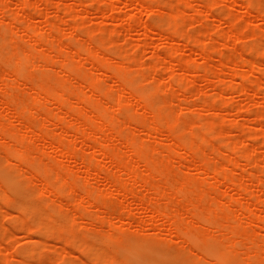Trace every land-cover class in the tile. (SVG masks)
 I'll use <instances>...</instances> for the list:
<instances>
[{
  "label": "bare ground",
  "instance_id": "1",
  "mask_svg": "<svg viewBox=\"0 0 264 264\" xmlns=\"http://www.w3.org/2000/svg\"><path fill=\"white\" fill-rule=\"evenodd\" d=\"M152 1L154 0H126V2L136 3L144 10H152L149 5ZM202 1L204 4L207 0ZM210 1L212 0H208L207 4H210ZM183 2L185 1L180 0V3ZM234 2H236V0H234ZM255 3L256 0H248V2L244 5L248 7L250 12L255 9ZM77 4L72 8L73 11L78 10V14L82 9L80 5L84 6L82 9L83 11H88V7L91 6V4H87L85 0H79ZM207 4H204L203 6L209 11L210 8ZM19 5V13L15 12V14L21 13L23 16L22 13L26 14V10L31 4L22 0ZM3 6L6 5L3 4ZM48 6L50 7L51 5L47 4L45 9H47ZM188 6H190V4ZM211 6H213V4ZM2 7L0 6L2 13H8V11L5 10L6 8ZM66 8L68 10L69 7H64L63 9ZM99 10L103 9L99 8ZM174 10L176 11H172L171 14L176 17V20L174 23L170 20L168 26H172L173 31L178 33L180 30L178 28L185 17V9L179 5V7ZM78 14H75V16ZM80 14L78 16H80ZM7 16H11V14H8ZM22 16L18 17L22 18ZM15 18L10 22L7 20L8 23H4L6 24L5 27L2 26V28L4 27V33L0 38V47L2 48L1 50H5L9 54L6 61L7 64L5 65H8L10 68L15 63L16 69H14V74L12 73L13 75L10 71H6L5 69V71L0 73V107H21L25 109H23V112H25L29 107H31V110H35L34 108L36 107H43L48 101H53L56 107V111L54 110L55 112L53 111V113H49V116H44L40 122H36L34 119L30 118L24 119L22 117L23 115L21 116L17 114L18 120L23 125L21 130L4 120H0V149H2L3 152L5 151L10 156L11 160L8 159L6 161H8V164L14 169V172L17 173V176L21 177L23 181L28 184L35 186V189L40 195L56 200L55 202L61 207L65 205L63 197L70 198L80 196L82 204L84 201L88 202L83 205L85 208H88L87 206L90 203V205H92V203L96 205L101 201V204H104L107 208L118 209L120 205L127 208L128 206H125L128 205L126 202L124 205L121 204L126 201V196L129 193H132L135 196L139 190L146 189L151 191V194H154L155 196H148V198L150 197L149 199L141 198L139 202L140 207L151 212L150 215L154 220L153 222H156V225H162L159 228L160 231L156 234H159L157 237L169 242L168 237L166 238V236L170 235L171 240L181 241L179 251L185 258L182 259L180 264H264V233L260 234L259 231L254 228L259 226L264 230V196L262 197L261 194H264V170L261 171V173H258L250 172L247 169L242 168L243 172L241 171L242 173L240 172V174L236 175V168L241 167L242 164L245 167V165L250 166L256 162L255 160H257L256 157L258 156V150L251 148V145L253 144L249 143V146H251L249 147L247 145L248 142L247 144H243L244 142L239 138L235 140L236 143L231 144L233 146H231L228 141L222 142L217 150H213L214 152L217 151L216 153L222 157V160L218 163V165H215L212 161V154L214 152L208 151V147L212 144L214 138L216 137H220V139L221 137H224L225 139V136L229 131H226L227 129L225 130L224 128L217 129V123L214 120L211 122L209 121L210 123L207 122V124L200 123L204 126V129L201 133H199L194 126L190 125L193 123L177 117L174 118L173 121H170L171 119H169L165 123H160V121L163 120L157 121V117H155L156 115L153 113L155 116H153L149 122L146 121L147 123L144 126H135L127 120L128 118H118L117 116L120 114L116 115V112H114L115 110L117 111L119 107H123L126 104L132 107H142L147 111L150 110L149 108L152 107L151 101L149 100L151 95L150 91L170 92L175 94L179 91L178 89H181L182 85L185 86L188 85L186 83L191 82L186 80H190L187 78L194 77L192 74H197L195 72L199 71L198 67L195 68V70H190L188 65H182V69L185 72L183 71L182 73L184 74H180V76L186 75L187 78L186 76L180 78L179 76H174L171 73V75H168L169 83L167 84H165L162 80L163 78L160 79L158 76L152 75L153 78H151L154 79V82L149 83L150 86H148V88L143 89L141 94L136 95L133 90L135 82L140 79L145 80L148 76H146V74L150 71V69L148 70L147 68L146 70V67H143V69L134 73V78L131 81L126 82L125 78L133 73V67L132 64H130L133 59H131L132 57L130 58L124 54L126 50L122 51L124 53L121 52L119 54L121 58H118L119 62H117L118 66L116 70L110 71L109 67L112 65L109 66V63L113 61L112 58L107 56V54L101 56L97 47L95 48L90 40H86L87 42H85V38H80L86 44H79L77 45L78 48L70 47L66 51L63 49L53 48L49 45V43L53 40L59 39V37L53 33L56 32L58 23H55L54 20H50L49 18L45 20L46 25L48 24L47 31L43 29L39 22L36 25L27 24V26H25L23 25L24 22L22 23V19H20L21 21H19L21 22V25H23L21 26L23 27L21 28L22 38H28L34 41L37 45L32 46V48L15 50L14 38L17 34L16 32L18 31L16 24L20 23L16 22L17 18ZM129 21L133 22L134 17H130ZM78 23L79 22L72 25L71 32L77 34L78 31L82 30V26L80 27ZM145 27L148 32V34L146 33L147 38L148 40H151V33L155 27L154 23L148 22L145 24ZM256 30L257 29L254 28L248 29V27L239 28L234 26L229 31H225L224 34L227 38L235 36L234 38L239 41L247 35H255L257 32ZM115 31L116 29H110L109 34L112 35ZM90 33L91 34L88 35L94 36L92 32ZM220 36H223V34H220ZM179 37L181 38L176 42L177 45L175 52L179 51L180 44L183 42H186L187 44L193 42L196 50H198L204 59L205 65L204 67L202 66V68L205 72L211 70L209 68V61L213 54L216 55L217 53H221L219 59L220 62H218L217 67L219 69H224L227 72H231L236 76L238 75L243 77L245 82L241 81L242 83H239V81L237 82L236 80H234L235 82L228 81L232 82L230 84L226 82L227 84H225V88H221L219 90L222 96L225 95L226 91L243 92L247 91L249 88L254 91L255 96L261 93L263 94L262 89L264 90V86L262 85H264V78L262 79V85L258 84L257 81L254 80L256 73H259L262 69H264V43L262 40L261 43L263 44L260 43L261 45H253L249 47V51H259L257 59L253 60L250 58H244L245 56L243 55L242 61L238 62L237 59L232 56L234 54L229 56L226 51V54L222 53V51L214 52L218 46L216 44L218 41L216 38H214V41L210 40L209 42V40H205L207 38H197L198 36H195L196 38H194L193 35L189 34H181ZM167 38H170V36L168 35ZM211 41L213 44H211ZM137 53L138 52H136V57L133 53L135 60L138 55H140ZM77 57L79 59H83V61L85 59L90 62L91 65L88 67V71L82 70L80 64L82 61H75ZM1 60L2 55L0 53V63ZM178 63L181 65V62ZM188 63H192L191 60H189ZM240 64H242L244 68H242V72L238 73L237 68ZM56 65L60 69L58 81L63 82L62 84H64L65 81L81 78L80 82L82 83V88H78L75 83L71 81L73 83L70 86L65 87V84V86L62 85L59 89H56L48 86L47 84L38 82L40 79L36 80L38 73L36 74L35 70L37 68L41 67L43 69H50L54 68ZM152 68H154V65ZM93 73L97 74L94 75L96 76L95 78L92 75ZM11 76H13V79ZM206 76L210 75L206 74ZM108 77L115 78L118 81V85L114 88V90H107L102 85ZM216 82L219 81L217 80L214 83ZM26 83H30L32 92L29 94L28 98H23V96H21V84ZM214 89L216 88L214 87ZM25 96L26 95H24V97ZM72 98H74V100H72V104H67L66 102L70 101ZM224 98L221 99L223 104L225 103L229 105L231 100L226 101ZM164 100L161 101L162 104L164 103ZM154 101L158 102L159 100L154 99ZM217 101L218 100L216 98L211 101H205L206 103L204 102V107L216 106ZM169 106L172 108V104ZM66 107H69V110H65ZM87 107H95L93 108L95 111H89V113L92 112V114L88 116L84 115L81 111L87 109ZM159 107L166 108L165 105H160ZM105 108H110L109 110H111V112L106 114L103 110ZM168 110L170 113L172 110L175 112L174 109L169 108ZM156 113L158 115L161 114V110H157ZM143 114L145 113L143 112ZM73 115H77L78 119H75ZM172 117L174 116L172 115ZM164 119L168 118L166 117ZM48 124H52L56 130L54 132L51 131L52 133L50 131H43L44 127ZM258 124L261 126L264 125L263 116L258 121ZM178 126H182L181 129L185 131L181 137L176 136L174 133V129ZM127 127L128 130H126ZM181 129L180 131H182ZM144 130L151 134L154 142L152 141V143H148L149 141H147L142 135L139 137L134 136L137 131ZM163 133H166L168 140V143H165V145L163 142V144L160 142V137ZM249 133L250 139L254 140V138L257 137L253 132ZM33 137L42 139L47 145H44V147L36 146ZM149 139L151 140V138ZM114 141H119L121 146H116ZM253 142L256 143L255 141ZM87 150H90V153H88ZM231 151L233 156L229 155ZM200 152L204 154L199 155ZM259 152H261V149ZM157 153H160V155L155 156ZM44 156H49L50 158L52 157L53 160L48 162V164H45L43 167L36 165V158L42 159ZM241 158H244L245 163L240 161ZM29 160L32 161V165L28 163ZM77 160H80L82 172H75V170L72 169V166L70 168V166L67 165V162L70 163V161L75 162ZM192 160L193 162L195 161V164L188 163ZM106 162L113 164L115 169L108 168ZM176 162H178V165ZM197 162L198 165H196ZM142 165L145 168L141 169ZM185 167H193V170L195 171H186L184 170ZM0 172L6 182L12 184L14 187L19 188L21 186L22 182H14L12 172L4 170H1ZM119 172L124 173L125 176H118ZM92 174L104 177L105 182L98 183L95 186L92 185L89 181V177ZM172 178L173 180H171ZM202 178L204 180H201ZM249 183L253 184L256 189H252ZM223 186L227 188L230 187L235 192L231 194L226 193ZM0 190L2 191V188ZM169 192H173V199L171 202L169 200H166L167 202L161 200L160 202L163 201L166 204L163 207H155L154 204H159L157 199L167 198L165 196L168 195ZM1 194H5V192H1ZM7 195L5 194V196ZM112 195L115 197L117 195L119 196V199H122H118L119 201L116 200L118 204L120 203L119 206H117L118 204L116 202L108 203L106 201V198ZM24 196L25 198H23L18 205L21 213L25 215L26 213H31L33 216L39 215L42 216V218H48L47 216L44 217V211L41 207L34 204L32 200H28V197L30 196L28 192H26ZM156 196L157 199H155ZM121 208L122 207L119 209L122 211ZM98 209L102 208L100 207ZM125 210L126 209H124L123 212L126 213L127 211ZM132 210L133 209L130 207L127 214L129 211L134 213ZM98 211L100 212V210ZM70 212L74 211L70 209ZM99 212L97 213L96 211L95 213L100 216ZM119 212L120 211H117V213ZM107 214L108 212L102 216ZM17 215L14 216L17 217ZM74 215H76V213ZM74 215H72V217H74ZM108 215H111V213ZM59 217L61 218V216ZM65 217L68 219V216ZM76 217L77 219L76 221L74 219V225L77 224L75 222H78V226L82 225L81 223H83V221L79 222L80 217L75 216V218ZM109 217H105L108 219L107 222H111V219L113 218L111 217L110 219ZM20 218L23 217H17V219ZM101 218L100 220L102 221ZM17 219L15 220L17 221ZM62 219L63 218L60 220ZM121 219L122 217L120 220ZM243 220H247L251 227L243 226ZM18 221H21L22 224L24 223V219ZM36 221L37 222H34L32 219L31 224L33 226L26 224L27 227H24L29 229L31 227L34 228L35 225V228H37L36 232L45 228L46 233H49L47 232L48 229L53 228L56 230V227H58L56 226L54 228L51 225L48 226L43 221ZM64 221L65 220H63V222ZM71 221H73L72 218ZM105 221L106 220H104V222ZM121 221L118 223H122ZM160 221H162V223ZM115 222L116 221H113L114 224ZM66 223H63L66 225V228L63 229H68L67 227L69 226L67 225L69 224ZM14 224L17 225L16 222ZM98 224H95V226H98ZM72 226L73 224L71 225V228H74ZM99 229L101 228L98 227L97 230ZM54 232L55 231L52 232V235ZM39 234L42 236L43 231L39 232ZM108 234L112 235L113 233L109 232ZM104 239L106 240V238ZM196 241L197 245L198 243H201L202 245V243L207 242V247H197L196 245L194 248L193 243ZM37 243L39 242L37 241ZM111 246L113 248L115 245L113 246V244H111ZM91 247L89 246L88 248L91 249ZM104 248L106 249V247ZM105 249H102V251L107 250ZM119 249L120 248H118V250ZM22 251L20 264H25V260H27L26 258H28L31 254L35 255L33 253L34 249L32 250L28 248L23 249ZM120 251H122V249H120L119 252ZM123 253H125L131 260L130 262L132 264H174L175 262L174 259L168 260L165 257L164 250L158 249L157 252H152L143 243H139L138 245L137 243L132 242L126 247L125 252ZM108 254L110 253L108 252ZM33 255H31V257ZM40 255L41 254H38L39 257H44ZM38 259L40 258H37V260ZM62 259L63 261L60 260L61 262H66L64 258ZM102 260H104L103 264H105V260H107V258H102Z\"/></svg>",
  "mask_w": 264,
  "mask_h": 264
},
{
  "label": "rangeland",
  "instance_id": "2",
  "mask_svg": "<svg viewBox=\"0 0 264 264\" xmlns=\"http://www.w3.org/2000/svg\"><path fill=\"white\" fill-rule=\"evenodd\" d=\"M21 1L22 0L20 1L0 0V6L2 7L3 4L6 5L3 6L2 8H6L5 10L8 11V13L6 12V14H4L0 10V32H1L0 38L4 33L3 28L6 25L4 23H8V21L10 22L12 19L15 18L16 15L20 17L22 16L21 13L15 14V12L19 13L20 7L18 6H20L19 4ZM23 1L30 3L31 5L29 8H27L26 14L22 13L23 14L22 18L16 16L17 18V19L15 18L16 22H20L21 21L20 19H22V23L24 22L23 25L25 26H27V24L36 25L39 22V24H41L43 29L46 31L48 30L47 29L48 24L46 25L45 22L47 18H49L50 20H54L55 23H58L56 27V32L53 33L57 37H59V39L50 42L49 45L51 47L63 49L66 51L70 47L78 48L77 45L85 43L88 40H90L92 44L95 46V48L97 47V50L99 51L101 56L107 54V56H110L114 61L109 63V66L112 65L109 67L110 71L116 70L118 66L117 62H119L118 58L120 57L119 54L122 51L126 50L125 53L124 52L122 53L126 54L130 58L132 57L131 59H133V61L131 60L132 63H130L132 64L133 67V68L131 67L133 69V73L125 78L126 82L131 81L134 78L135 75L134 73H136L140 69H143V67L144 68L146 67V70L147 68L148 70L150 69L148 73L146 71L147 73L146 76L148 75L146 79L148 80L140 79L135 82L133 90L136 95L141 94L143 89H146L148 88V86H150L149 83L154 82L153 81L154 79H152L153 78L152 75L158 76L160 79L163 78L162 80L165 82V84H167L169 83L168 75H171V73L172 75L179 76L180 78L186 76V75L180 76V74H184L182 73L184 71L182 69L183 68L182 65H188L190 70H195V68L198 67L199 71L195 72L197 74H192V76L194 77L187 78L186 76V78L190 80H186V79L185 80L191 82L186 83L188 85L185 86L182 85L181 89H178L179 91H177L175 94L170 93L169 91H168L169 93L150 91L151 95L149 97V100L151 101V105H152V107L149 108L150 110L147 111L142 107H132L126 104L123 107H119L117 111L115 110L114 111L116 112L115 114L116 115L120 114L119 116H117L118 118H122V119L128 118L127 120L135 126H144L155 115H156L155 117H157L156 118L157 121L163 120L160 121V123L163 122L165 123L169 119H171L170 121H173L174 118L177 117L182 120H186L188 122L193 123L190 125L194 126V128L197 131H199V133H201L204 129V126L201 124L203 123L207 124V122L210 123L211 121L214 120L217 123L216 125L217 129L224 128L225 130L227 129L226 131L229 132H227L228 134L225 136V139L224 137H221V139L220 137L214 138L212 144L208 147V151L214 152L213 150H217L218 147L224 141H228L230 145L234 144L236 143L235 140L239 138L244 142L243 143L242 141H240L243 144H247V142H248L247 144L248 146L250 144H253L251 145L252 147L251 146L249 147L257 149L258 156L256 157L257 160H255L256 162L254 164L250 166L245 165V167L242 164L241 167L236 168V175L240 174L241 171L243 172L242 168H245L250 172H258V173H261V171L264 170V150H263L264 142H262L264 141V125L261 126L258 124L260 118L262 116L264 117V90L262 89L263 94L261 93L257 96L254 95V91L250 88L247 91H243V92L226 91L225 93L226 96L225 95L222 96L219 90L221 88H225V84H227L226 82L236 80L237 82L239 81V83H242L245 81L243 80V77H240L238 75L236 76L231 72H227L226 70L219 69L217 67L218 62H220L219 59L221 53L220 54L217 53L216 55L213 54V56L209 61L210 63L209 68L211 70L205 72V70L202 68V66L204 67L205 65L204 59L202 58L198 50H196L195 44H193V42L189 44L183 42L182 44H180L179 51L175 52L177 45L176 42L178 41V39L181 38L179 36L181 34H189V35H193L194 38H196L197 36H198L197 38H202V39L207 38L205 40L206 41L209 40V42L210 40L214 41L215 40L214 38H216V40H218L219 42L217 41L216 44L218 46L216 45L217 48L215 49L214 52L222 51V53L225 54L226 52H228L227 54L229 56L234 54L232 56H234L238 62L242 61L243 55L245 56L244 58H250L253 60L257 59L259 55V51L258 50L249 51V47L253 45H261L264 43V19H263L264 0H256L255 9L251 10L250 12L248 7L244 5L245 3L248 2V0H236V2H234V0H212L210 1V4H207L208 3L207 0L204 2V4L209 5L210 8L209 11L206 10V8L203 6L204 4L202 3L203 2L202 0H182L185 1L183 3H180V0H154L149 3L152 10L141 9L136 3L126 2V0H88V1L85 0V2L87 4H91V6L88 7V11L85 10L87 12L86 13L85 11L82 10L84 6L80 5V7L82 8L80 10L81 14L79 13L80 16H78L79 15L78 10L73 11L72 8L76 6L79 0H23ZM47 4H50L51 6L50 7L48 6V8L45 9ZM189 4L190 6H188ZM212 4L213 6H211ZM179 5L180 7H183V9H185V17L181 22L180 27L178 28L180 30L178 31V33H176L175 31H173L172 26H168L169 25L168 23L170 20H172L173 23L176 20V17L171 13L172 11H176L174 9H177ZM64 7H69V8L67 10V8L63 9ZM99 8L106 10L104 11L99 10ZM8 14H11V16H7ZM75 14H78L77 15L78 17L75 16ZM130 17H134L133 22L129 21ZM77 22L81 23V24L78 23V25H80V27L82 26L81 27L82 30H80L82 32L78 31V33L75 34L71 32V30H72V25L74 23L77 24ZM148 22L154 23L155 26L151 33V37H152L151 40H148L146 35V33L148 34V32H147V28L145 27V24ZM18 24H16L18 28V31L16 32L17 34L16 33H15L16 35L14 34L15 35L14 49L21 50L25 48H32V46L37 45L34 41L28 38L25 39L22 38L21 28L23 27L21 26L23 25H21V22ZM2 26L4 27L2 28ZM234 26L239 28L248 27V29L254 28L257 29L256 30L257 32L255 35H251V36L247 35L239 41L238 39L234 38L235 36H230V38H227L226 35L224 34L225 31H229ZM110 29H116L114 34L112 35L109 34ZM90 32H92L94 36L88 35L91 34ZM220 34H223V36H220ZM168 35L170 36V38H167ZM80 38L82 39L85 38L84 39L85 42ZM261 40L263 43H261ZM212 41L211 44H213ZM0 46H1V42H0ZM1 49L2 48L0 47V53L2 55V60L0 63L1 64L0 73L6 70V71H10L11 74L12 73L14 74V69H16V64L14 63L13 66L10 68L8 65H5L7 64L6 61L9 54L5 50H1ZM136 52H138L137 54L140 55H138V57L135 60ZM133 53L135 54V57ZM189 60H191L192 63H188ZM75 61L77 62L82 61L80 62L82 70H86V71H88V67H90L91 65L88 60L84 59L83 61V59H79L78 57ZM177 61L181 62V65ZM152 64L154 65V68H152L153 67ZM155 66H157L158 68ZM242 68L244 67L242 66V64H240V66L237 68V72L238 73L242 72L243 70ZM59 70L60 69L59 67H57V65L54 68H50V69L49 68L43 69L39 67L35 70V73L36 74L38 73L37 74L38 76H36V80L40 79L38 82L47 84L48 86L54 87L56 89L57 88L59 89L62 85L65 86V84H66L65 87L70 86L73 82L78 88L80 89L82 88V83L80 82L81 78H77L76 80L65 81L64 84H62L63 82L58 81ZM152 70H154L155 72ZM261 72L259 73L257 72L254 78V80L257 81L258 84L261 83L263 84L262 79L264 78V69H262ZM206 74H209L210 76H206ZM92 75L94 76L97 74L93 73ZM11 77L13 79V76ZM95 77L96 76H94V78ZM217 80L219 82L214 83ZM230 83L232 82H228V84ZM21 85H22L21 96H23V98H28L29 94L32 92V89L30 88V83L21 84ZM102 85L107 90H111V89L114 90V88H116V86L118 85V81L115 78L108 77L105 79ZM214 87L218 90L214 89ZM184 90L188 92H185ZM164 93H166L167 95ZM24 95L26 96L24 97ZM214 98L218 100L216 106L204 107L205 101H209V100L211 101ZM223 98L226 99V101L231 100V103L229 105L225 103L223 104V101L221 100ZM154 99L155 100L158 99L160 101V102L158 101L160 104L154 101ZM72 100H74V98H72L70 101L66 103L70 105L73 102ZM162 100H164L163 104L161 103ZM167 103L169 105L172 104V108ZM160 105H165L167 109L164 107H159ZM20 108L0 107V120H4L7 123H10L11 125L17 128H20L21 130L23 128V125L18 120L17 117L18 115L21 116L23 115L22 117L24 119L30 118V119H34V121L36 122H40L42 121V118H44V116H49V113H53L54 110L56 111V107L53 101H48L44 104L43 107L34 108L35 110L33 109L31 110L30 109L31 107H29L26 109L25 112H23L25 109L24 108L20 109ZM93 108L95 107H87V109L81 111L84 115L88 116L91 115L93 111H95ZM169 108L174 109L175 112L172 110L173 112L171 111L170 113V111L168 110ZM109 109L105 108L103 110L106 114H108L111 112V110ZM159 109L161 110V114L158 115L156 112ZM65 110H69V107H66ZM89 111L92 112L89 113ZM143 112L145 114H143ZM166 113L172 114L174 117H172V115L169 114L167 115ZM73 116L75 119H78L77 115H73ZM166 117L168 119H164ZM47 126L44 127L43 131L54 132L56 130L52 124H48ZM182 126L180 127L178 126L177 128L174 129V133L178 137H181L185 132L183 129H181ZM180 129L183 132L180 131ZM126 130H128V127L126 128ZM249 132H253L254 135L257 137H255L254 140L250 139ZM140 135L145 137L146 140L149 141L148 143H152V141L154 142L153 138L151 137V134H149L146 130L137 131L134 134L135 137H139ZM149 138H151V140ZM160 138H161L160 142L161 143L163 142L164 145L165 143H168L166 133H163ZM33 140L35 142V145L38 147H42V146L44 147V145H47L40 138L33 137ZM253 141H255L256 143H254ZM114 142L116 143V146L119 147L121 146L119 141H114ZM260 149L261 152H259ZM90 150H87V152L90 153ZM216 152L217 151H215L212 154V161L215 165H218V163L222 160V157L219 156ZM203 154L204 153L202 152L199 153V155H203ZM158 155H160V153H157L155 156ZM229 155L233 156L232 151L229 153ZM8 159H10V156L5 151L3 152V150L0 149V171L4 170V171L12 172L14 182L15 183L22 182V183L19 188L14 187L12 186V184L4 180L3 175L0 172V189L2 188V191L1 190L0 191L3 193L5 192L6 195L8 194L7 196H5V194H1L0 192V206H1L0 207V222H1L0 223V264H20V260L22 259L21 256L23 252L22 250L28 248L32 250L34 249V251L36 250L37 252L33 251L35 255L31 254L33 255L32 257L30 255L28 258H26L27 260H25L26 261L25 264H61V263L62 264L63 263L103 264L104 260H102V258L104 259L107 258V260H105V264H132L130 262L131 260L126 256L125 253H123L125 252L126 247L132 242L137 243L138 245L139 243H143L152 252H157L158 249L164 250L165 257L168 260L174 259L175 260L174 264H180L182 259L185 258L184 255L181 254V252L179 251V248L181 246L180 245L181 241L171 240L170 235L166 236V238L168 237L169 242L163 240L162 238L157 237L159 234L158 235L156 234L160 231L159 228L162 225H156L155 224L156 222H153L154 220L150 215L151 212L147 209H143L140 207L139 202L141 198L149 199L151 195L155 196L154 194H151L152 193L151 191L142 189L139 190L137 195L135 194V196L132 193H129L126 196V201H124V203H121L123 205L127 203L128 205L125 206H128L127 208L129 209L123 207L122 205H120V203L118 204L117 201L122 199H119V196L117 195L116 197L112 195L106 198V201L108 203L116 202L118 204L117 206L120 205V207H122L121 208L122 211L119 209L120 207L118 209L107 208L104 204H101L102 201L96 204L98 206H96L93 203L92 205H90L91 203L89 202L90 204H88V206L86 205L88 208H85L83 207V205L87 204L88 202L84 201L85 203L83 202L82 204L80 200V196L70 197V198L63 197V201L65 205L61 207L55 202L56 200L50 197H44L40 195L38 191L35 189V186L28 184L27 182L23 181L21 177L17 176V173L14 172V169L8 164V161H6ZM51 160H53V158L52 157L50 158L49 156L46 157L44 156L42 159L36 158V162H37L36 165L43 167L45 166V164H48V162H50ZM240 161L242 163H245L244 158H241ZM28 163L32 165L31 160H29ZM176 163L178 165V162ZM188 163L195 164V161L193 162L192 160ZM106 164L108 168L115 169L113 164L109 162H106ZM67 165H69L70 168L72 166V169H74L75 172L78 171L82 172L81 171L82 165L80 164V160H77L75 162L70 161V163L67 162ZM196 165H198V162L196 163ZM142 168L145 167L142 165L141 169ZM184 170L195 171L193 170V167L190 168L185 167ZM118 176L124 177L125 175L124 173L119 172ZM104 179H105L104 177L94 174H92L89 177V181L94 186L98 183L105 182ZM171 180H173V178ZM201 180L204 179L202 178ZM249 185L251 186L252 189H256V187L253 184L249 183ZM223 187L226 190V193L231 194L235 192L230 187L229 188L225 186ZM26 192L30 194L28 200H32L34 204L41 207V209L44 211L43 215H45L44 217L47 216L48 217L47 219L42 218V216L39 215L36 216L34 215L35 216L34 217L31 213H26V215L21 213L18 205L23 200V198H25L24 195ZM261 194L263 197L264 194L263 193ZM168 195H166L165 197L167 198L164 199L163 198L157 199L156 196L155 199L158 200L159 204H154L155 207L158 206L163 207L166 204L163 201L160 202L161 200H164L165 202L169 200L171 202V200L173 199V192H169ZM148 196L150 197L148 198ZM51 207H53L54 209ZM100 207L102 209H98ZM130 207L133 209L132 211L134 213H131V211H129V213L127 214L128 210H130ZM70 209L74 212H70ZM97 209L100 210V212ZM124 209H126L125 210L127 211L126 213L123 212ZM96 211L97 213L99 212L100 216L104 218H101L99 215H97V213H95ZM117 211L120 212L117 213ZM107 212L108 214L111 213V215L107 214L102 216ZM70 213H74V214L76 213V215ZM93 214L97 216H94ZM14 215H17L18 218L19 216H22L23 218L17 219V217H15ZM72 215H74V217H72ZM59 216H61V218L63 219L60 220L61 218ZM65 216H68V219H66ZM75 216L80 217L78 218H79V222L83 221V223H81L82 225L78 226V222H75L77 224L74 225V219L75 221L77 219V217L75 218ZM106 216L113 217L112 219L111 217H109L111 219V222H107L108 219L105 218ZM121 217H122L121 219L122 221L120 220ZM71 218L73 221H71ZM100 218L102 219V221L100 220ZM15 219H17V221ZM22 219H24L23 224L21 223V221H18ZM32 219L34 220V222H37L36 220L43 221L48 226L51 225L54 228L58 226L56 227L57 231L51 228L48 229L47 231L49 233H46V229L42 228L40 231L38 230L39 232L43 231V235L40 236L39 232H36L37 228H35V225H34L35 229L32 227H31L32 229L29 227H28L29 229L24 227L26 226V224L33 226L31 224ZM63 220L68 222L67 223L65 221L63 222ZM104 220L106 221L104 222ZM14 221L17 223V225L14 224L15 223ZM113 221H116L115 224L113 223ZM120 221L122 223H118ZM18 222H20L21 224ZM160 222L162 223V221ZM63 223L69 224L67 225L69 226L67 227L68 229H63L66 228V225ZM94 223L95 224L100 223V224H98V226L97 225L95 226ZM72 224H73L72 227L74 228H71ZM242 225L245 227H251L247 220H243ZM96 227L97 229L98 227L101 229L97 230ZM254 228H256V230H258L260 234L264 233L262 227L257 226ZM140 230L141 232L142 231L143 232L141 233ZM53 231L55 232L52 235ZM108 231L113 234L109 235ZM104 238H106V240ZM37 241L39 243H37ZM111 244L115 246L112 248ZM207 244H208L207 242H204L202 243V245L201 243H198L197 245V241H196L195 243H193V247L195 248L196 245L197 247L199 246L207 247ZM89 246L90 247L93 246V247H91L90 249L88 248ZM98 247L100 248L103 247V248L100 249ZM104 247H106L107 250ZM117 247L122 249V251L119 252L120 249L118 250ZM102 249H105L106 251H102ZM108 252L110 254H108ZM38 254H41L40 256H44V257L41 258L38 256ZM37 258L40 259L37 260ZM62 258H64L67 263L61 262L63 261Z\"/></svg>",
  "mask_w": 264,
  "mask_h": 264
}]
</instances>
